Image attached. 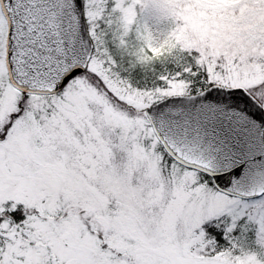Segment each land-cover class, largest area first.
Masks as SVG:
<instances>
[{"label": "snow or ice", "instance_id": "6c2138e0", "mask_svg": "<svg viewBox=\"0 0 264 264\" xmlns=\"http://www.w3.org/2000/svg\"><path fill=\"white\" fill-rule=\"evenodd\" d=\"M0 264H264V0H0Z\"/></svg>", "mask_w": 264, "mask_h": 264}]
</instances>
